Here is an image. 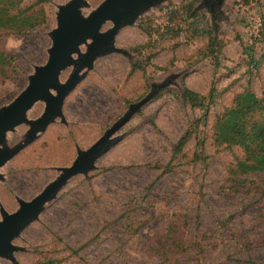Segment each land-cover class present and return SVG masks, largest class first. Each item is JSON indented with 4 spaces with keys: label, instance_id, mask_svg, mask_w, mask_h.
<instances>
[{
    "label": "rangeland",
    "instance_id": "rangeland-1",
    "mask_svg": "<svg viewBox=\"0 0 264 264\" xmlns=\"http://www.w3.org/2000/svg\"><path fill=\"white\" fill-rule=\"evenodd\" d=\"M68 1L42 3L44 21L30 30H0L8 60L0 66V107L47 60L57 7ZM101 1L82 0L77 12L85 16ZM110 26L105 21L100 30ZM208 32L223 42L215 69L205 54ZM113 47L80 69L63 98L62 120L55 117L30 142L27 123L3 133L0 148H21L0 166V219L157 90L109 137L113 142L92 169L68 178L42 205L0 264H264V169L239 170L237 162L250 156L237 131L224 127L227 142L220 143L213 128L245 87L264 96V60L246 61L247 52L255 60L264 55V0H157L137 7L114 34ZM74 66L61 69L57 82ZM211 84L216 93L204 111L182 100V85L205 95ZM45 103L35 101L23 117H38ZM193 152L199 159L191 160Z\"/></svg>",
    "mask_w": 264,
    "mask_h": 264
},
{
    "label": "water",
    "instance_id": "water-1",
    "mask_svg": "<svg viewBox=\"0 0 264 264\" xmlns=\"http://www.w3.org/2000/svg\"><path fill=\"white\" fill-rule=\"evenodd\" d=\"M157 0H102L89 14L81 16L77 6L82 0H70L59 5L56 27L50 32L51 44L47 48V60L35 66L28 76L27 84L8 104L0 107V142L3 133L19 123L30 125L25 134L26 142H30L36 133L42 131L55 117L61 120V104L65 95L81 78L82 67L90 68L93 60L105 53L115 51L113 36L123 25L129 23L130 16L137 7L151 4ZM109 21L111 26L103 31L101 25ZM88 39V41H86ZM85 46L80 53L78 45ZM72 53L77 57L73 58ZM73 63L74 69L64 82H57L58 72ZM159 88V87H157ZM55 90V94L50 92ZM157 90V89H156ZM153 90L137 103L129 106L127 112L114 122L89 147L76 150L75 157L69 165L58 168V175L32 199L17 200L18 207L13 212L2 211L0 219V256H9L10 241L16 237L23 227L34 220L41 211L42 205L52 198L68 178L78 173L85 174L92 169L94 161L103 154L113 140L109 137L156 91ZM46 103L42 113L31 120L23 117L24 111L35 101ZM21 148L20 145L10 149L0 148V166Z\"/></svg>",
    "mask_w": 264,
    "mask_h": 264
},
{
    "label": "trees",
    "instance_id": "trees-1",
    "mask_svg": "<svg viewBox=\"0 0 264 264\" xmlns=\"http://www.w3.org/2000/svg\"><path fill=\"white\" fill-rule=\"evenodd\" d=\"M48 0H35L34 3L20 6L22 0H0V30H8L14 33H22L43 23L44 15L41 4ZM253 0H234L238 5H247ZM186 11L190 12V7ZM192 15V12H190ZM216 30V25L214 24ZM212 30V29H211ZM208 41L205 47L206 56H210L213 68L219 65L218 54L223 45L222 40L211 37L207 33ZM246 50V47H243ZM246 61L256 66L262 60L264 55L255 60L251 53H246ZM8 62L6 55L0 51V66ZM211 84L205 95H199L188 89L185 85L181 86V98L183 101L206 109L207 104L213 102L215 95ZM232 126L238 133V137L246 146L250 160H241L237 162V168L242 172L246 170L264 169V96L257 97L249 87H245L241 92L234 95L231 103L216 117L213 128L216 142H227L224 134V127ZM188 136V130L176 140L172 147V152L179 153L181 146ZM202 142H199L201 147ZM199 153L193 152L191 160L199 159ZM240 264H253L249 261H243Z\"/></svg>",
    "mask_w": 264,
    "mask_h": 264
}]
</instances>
